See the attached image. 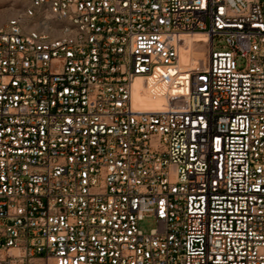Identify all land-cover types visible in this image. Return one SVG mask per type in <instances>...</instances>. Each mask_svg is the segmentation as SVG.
I'll use <instances>...</instances> for the list:
<instances>
[{"label":"built area","instance_id":"obj_1","mask_svg":"<svg viewBox=\"0 0 264 264\" xmlns=\"http://www.w3.org/2000/svg\"><path fill=\"white\" fill-rule=\"evenodd\" d=\"M11 1L0 264H264L261 2Z\"/></svg>","mask_w":264,"mask_h":264},{"label":"bare ground","instance_id":"obj_2","mask_svg":"<svg viewBox=\"0 0 264 264\" xmlns=\"http://www.w3.org/2000/svg\"><path fill=\"white\" fill-rule=\"evenodd\" d=\"M186 42V51L181 56V63H193L197 64L200 61H204L207 59V54H204L203 57H195L199 56V50L195 46H200L202 42H207V39L204 35L201 34H192L184 37ZM205 47V46H204ZM204 47H200L201 49ZM195 52V53H194ZM135 102L137 104V109L141 112H150L157 111L162 109L161 101H154L148 97L140 96L138 94L135 95Z\"/></svg>","mask_w":264,"mask_h":264},{"label":"rangeland","instance_id":"obj_3","mask_svg":"<svg viewBox=\"0 0 264 264\" xmlns=\"http://www.w3.org/2000/svg\"><path fill=\"white\" fill-rule=\"evenodd\" d=\"M262 4V10H263V15H264V0H259ZM15 15V11L13 9V3L11 0H0V25L4 24L7 22L10 18H12ZM224 43H219L216 41L215 45L216 46H221ZM205 45L203 43L200 44V46H195L199 50V56L195 57H203L204 54H207L204 48ZM195 53V52H194ZM156 227V223L154 219H145L143 222L140 223V230L144 234L150 233L152 229Z\"/></svg>","mask_w":264,"mask_h":264}]
</instances>
